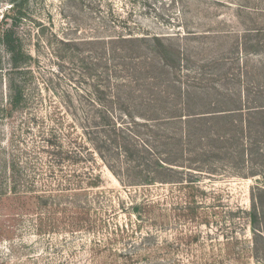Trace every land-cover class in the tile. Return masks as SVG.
I'll list each match as a JSON object with an SVG mask.
<instances>
[{
    "label": "rangeland",
    "instance_id": "rangeland-1",
    "mask_svg": "<svg viewBox=\"0 0 264 264\" xmlns=\"http://www.w3.org/2000/svg\"><path fill=\"white\" fill-rule=\"evenodd\" d=\"M14 4L32 58L16 75L26 102L6 116L12 65L0 42V158L16 156L22 173L20 193L0 198V264H264L250 218L258 205L264 230V174L250 175L264 169L257 147L239 166L215 161L213 173L188 162L146 43L113 40L166 35L189 66L225 60L213 85L245 86L248 106L264 105V0H0V36ZM106 64L124 75L109 73L113 106L100 92ZM201 125L190 131L206 143ZM251 136L264 147L257 128ZM159 159L178 172L157 171Z\"/></svg>",
    "mask_w": 264,
    "mask_h": 264
},
{
    "label": "trees",
    "instance_id": "trees-1",
    "mask_svg": "<svg viewBox=\"0 0 264 264\" xmlns=\"http://www.w3.org/2000/svg\"><path fill=\"white\" fill-rule=\"evenodd\" d=\"M13 10L12 13L7 15L9 20H6L0 36V42L8 53L12 65L10 72H8L9 102L4 107L6 116H11L14 112L20 111L26 102L27 96L25 94V88H23L22 79L16 75L22 73L23 66L32 58L25 50L24 42L18 33L19 22L22 17L21 5L14 4ZM15 10L17 11L15 12ZM187 33V36L192 34L191 31ZM181 36V33H177L169 35L168 37H179L177 39H180ZM165 38H167L166 35L154 34L136 38L117 37L113 40L114 42L119 40V42L123 41L124 43H135L136 41L145 42L146 45H143L147 48V56H150L148 63H157V66L160 67L161 75L158 74L159 82L161 83V85L159 84L160 92L164 96L167 95L171 102L174 103L173 111L167 117L170 120H177L181 125L177 134L178 139L173 136L179 143L178 154L185 156L187 152L190 156L188 157V162L191 164L204 163V166L210 168L208 171L211 172L218 170L215 161L223 162L224 160L226 161L225 163L223 162L224 164L239 166L241 162L246 160V156H249V159H251L252 156L250 153H253V150L257 147L261 157L260 165H264V147L259 146L255 138L251 136L253 128H257L260 137L264 138V135L259 130L264 122V105L249 104L248 106L249 101H246L247 99L242 95V91L245 92L246 90V92H249V89L245 86H243L242 91L238 92L229 87L221 86L223 87L221 89L217 83L213 85L212 81H215V78H221V76L225 75V73L214 69V66L225 60L215 58L203 59L199 61L201 63L199 66H189L187 62L191 61L185 55L184 48L181 47L180 43H173L172 39ZM243 50L247 52L244 48ZM113 59L116 60L115 56H113ZM105 66L107 72L105 79L108 80V89L107 91H100V86L98 88L96 85V90L102 92L103 96L105 94L106 97L102 99L104 101H102L103 103H108L110 104L109 106H113L117 98V90L114 89L115 86L110 85L112 79L109 73L112 72L116 75L117 71L113 70L116 68L115 65L110 66L106 64ZM123 76L119 73L115 77L119 79ZM183 77H191L192 80H183ZM147 78L152 80L156 79L150 70L147 72ZM110 88L113 89L111 95ZM173 88L177 92L172 91L171 89ZM191 88H197L199 91H191L195 93L190 94ZM233 91H236V93H233ZM109 95L113 96V100ZM191 95L194 97V101H191ZM218 95L221 97H216ZM127 98L131 100V97ZM117 100L121 102V97H118ZM147 100L150 103L153 101L151 97H148ZM107 108V111L110 113L109 107ZM126 108V113L131 115V112L128 111L131 108L129 106H126ZM227 119H233V121H230L233 128L228 127ZM254 119L259 121L256 122ZM195 124H202L201 127L209 126L208 134L210 135L206 143H203V140L206 139L205 137L197 138L198 135L195 132L191 133L190 128ZM8 158H0V198L20 193L19 187L22 180V173L19 169L18 159L16 156H8ZM159 160L155 168L157 171H177L174 170L175 168L166 165L161 159ZM163 160L168 164H174V161L168 162L165 159ZM204 166L198 165V167L202 168H205ZM257 174L263 175L264 169L259 173L253 171L250 175ZM149 177V175H146L138 182L140 184L146 183ZM260 190L264 192V188ZM250 218L255 232L263 231V234L264 230H261L258 225H255L258 223V219L261 218V210L258 205L254 206L250 212ZM262 234L260 236L264 238V234Z\"/></svg>",
    "mask_w": 264,
    "mask_h": 264
}]
</instances>
